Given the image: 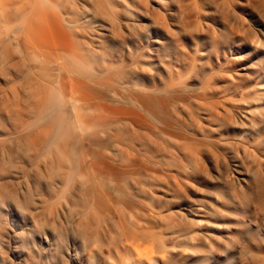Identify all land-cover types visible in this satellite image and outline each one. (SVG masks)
Masks as SVG:
<instances>
[{
    "label": "bare ground",
    "instance_id": "1",
    "mask_svg": "<svg viewBox=\"0 0 264 264\" xmlns=\"http://www.w3.org/2000/svg\"><path fill=\"white\" fill-rule=\"evenodd\" d=\"M175 1V20L188 33L190 44L179 53L166 43L154 42L159 51L168 50L161 53L172 62L174 73L170 71L167 86L149 87L145 80L148 72L154 76L152 62L136 50L144 26L132 19L158 9L155 14L149 12L156 15L155 25H164L160 12L172 13L167 0H0V137L16 139L9 146L0 141V147L6 149L9 163L14 161L21 168L26 163L25 175L32 176L50 218L56 204L61 209L56 222L77 216L82 249L89 259H102L101 245L87 247L92 236L102 243L104 227L115 228L123 238L121 248L107 247L111 264L167 259L161 233L148 231L151 217L115 192L129 187L133 177L144 186L142 173L159 176L149 163L159 157L165 166H177L180 173L196 160V140L162 136L146 114L161 108L179 120V106L190 116L212 110L206 65L214 42L201 37H209L212 30L205 23L209 5L228 0ZM163 28L167 35L169 28ZM126 37L133 43L125 52ZM184 73L200 80L193 85L199 93L182 101L175 94L187 84ZM248 103L258 102L254 97ZM150 135L167 148L151 144ZM9 172L7 165L3 173ZM2 178L0 173L4 199L13 202L7 197L12 188ZM150 195L153 200L160 198ZM51 199L54 205L49 204ZM159 223H166V218Z\"/></svg>",
    "mask_w": 264,
    "mask_h": 264
},
{
    "label": "rangeland",
    "instance_id": "2",
    "mask_svg": "<svg viewBox=\"0 0 264 264\" xmlns=\"http://www.w3.org/2000/svg\"><path fill=\"white\" fill-rule=\"evenodd\" d=\"M167 1L172 13L160 12L169 28L167 35L164 25H155L156 15L151 14L158 9L145 11V15L140 12L132 19L144 26L136 50L152 62L154 76L148 72L145 80L149 87L167 86L174 73L172 62L161 53L168 50L159 51L154 42L166 43L179 53L190 44L188 33L175 20L176 1ZM209 8L205 23L212 30L209 37L201 38L214 42L206 65L212 110L195 111L190 116L179 106V120L161 108L145 113L148 123L162 136L184 135L196 140V160L180 173L177 166L167 167L159 157L149 162L159 176L142 173L144 186L133 177L129 187L115 192L151 217L149 232L161 233L167 259L151 264H264V0L215 1ZM126 39L122 45L125 52L133 43L131 37ZM184 78L187 84L175 94L182 101L199 93L193 85L200 77L184 73ZM254 97L258 103L249 104ZM148 139L167 148L153 135ZM0 141L9 146L16 139L3 136ZM3 147L0 173L3 183L12 188L7 197L13 202L5 201L6 195L0 190V264H111L107 247L121 248L119 232L113 227L102 228V243L89 237L87 249L101 245L103 251L102 259H89L82 249L77 216L56 222L57 213L61 214L56 204L50 218L32 176L25 175L26 163L25 168L14 161L9 163ZM7 165L10 172L4 175ZM151 192L159 195V200L151 199ZM143 194L149 197L147 201ZM49 204L54 205L52 199ZM162 217L166 218L163 225L159 223Z\"/></svg>",
    "mask_w": 264,
    "mask_h": 264
}]
</instances>
